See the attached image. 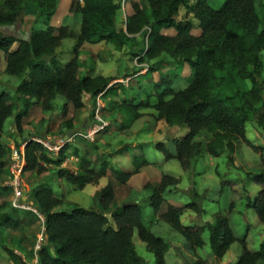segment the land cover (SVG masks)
Here are the masks:
<instances>
[{
    "label": "trees",
    "instance_id": "obj_1",
    "mask_svg": "<svg viewBox=\"0 0 264 264\" xmlns=\"http://www.w3.org/2000/svg\"><path fill=\"white\" fill-rule=\"evenodd\" d=\"M32 1L43 15L44 28L31 31L27 39L0 33L5 72L16 76L27 74V78L17 85L15 98L5 91L0 92V174L8 165L9 149L1 140L6 120L13 118L20 134L22 122L29 117L31 107L39 105L43 113L51 115L54 111L53 101L59 95L65 99L59 112L63 120L61 123L67 130H72V119H64L69 105L79 110L84 106V94L92 98L99 94L107 96L121 86L118 83L109 85L112 78L103 75L80 76L78 58L82 44L98 39L121 47L135 34L142 32H145L146 44L139 61L156 59L150 66V72L157 71L167 57L180 67L186 64L190 71L187 76H180L186 83L182 88L173 86L175 74L160 76L154 82L150 76L155 102L151 103L146 97L136 104L126 101L121 105L131 121L142 116L141 108H153L157 118L169 126L186 128L182 136L172 140L171 147L162 142L155 144L164 160L175 159L182 169L188 170L197 156L209 154L217 157L225 153L228 163H232L231 154L239 142L256 152H264V146L254 145L245 134V123L250 115H255L257 124L264 129V79L261 77L260 57L264 50V2L260 8L257 6L262 0H223L216 9L207 0H194L192 4H189V0H144L149 13L133 1L130 10H126L124 29H116L115 26L119 9L115 0H71V10L80 15L77 30L68 24H51L57 0ZM22 2L0 0V26L15 24L22 18ZM180 5L187 6L197 20L198 34L191 33V22L174 19ZM164 29H172L173 33H165ZM66 38L75 40L72 57L65 63H58L55 49ZM15 43L17 46L12 48ZM244 80L250 82L246 90H242L238 82ZM129 126V122L125 121L121 128ZM21 145L24 159L22 173L34 172L41 176L47 171L45 164H54L56 176L71 183L75 189L97 184L109 169L105 159L100 161V167L94 168L93 161L86 158L85 154L77 156L78 173L61 167L68 149L66 144L60 147L55 159L48 157L44 145L33 138L16 141L17 149ZM131 163L132 168L128 170L111 169L118 183L126 184L133 175L149 165L145 155L137 151ZM261 166V171L251 177L260 190L252 200L247 201V205L254 209L258 220L264 223V159L261 160ZM178 182L175 176L162 174L158 182H147L144 188L151 190L147 201L153 215L184 237L185 244L181 250L186 264L203 262L198 257L189 258L188 254L196 258L195 251L204 242L201 236L204 229L209 231L211 253L217 261L233 242L239 240L241 252L234 264H257L258 261L264 264V242L258 250L252 251L247 247L244 237L238 239L234 235L227 217V212L234 206L233 202L226 213H216L213 222L202 226L181 223L185 210L199 214L203 212L198 202L201 196L196 192H193L190 202L178 206L167 203L162 210L166 203L163 193ZM11 192L10 185L0 187V199ZM31 198L34 209L43 216L47 240L46 244L32 251L36 264H146L132 242L134 230L154 255L155 264H167V242L145 226L139 203L126 201L116 206L111 183L98 191L97 204L90 208L74 206L70 211L54 210L62 200L51 187L43 184L31 190ZM7 204L3 201L0 211ZM26 212L30 213V210ZM33 222L32 217L0 214V226L6 230H21ZM1 246L8 259L15 264H22L12 249Z\"/></svg>",
    "mask_w": 264,
    "mask_h": 264
},
{
    "label": "rangeland",
    "instance_id": "obj_2",
    "mask_svg": "<svg viewBox=\"0 0 264 264\" xmlns=\"http://www.w3.org/2000/svg\"><path fill=\"white\" fill-rule=\"evenodd\" d=\"M115 1L119 5L115 20L116 29H124L126 10H130L131 2H137L143 10H147V3L144 0ZM207 1L215 9L223 3V0ZM193 2L194 0H189V4ZM262 2L264 1L257 3L259 8ZM70 3L71 0H57V6L51 19L52 25L68 24L77 30L80 15L73 13ZM22 7V18L15 24L0 26L1 34L27 39L31 31L44 28L43 15L35 2L23 0ZM146 12L149 13L148 10ZM174 19L176 21L191 22L193 26L191 33H199L198 22L187 6L180 5ZM163 32L172 34L173 30L164 29ZM74 44L75 40L72 38L62 40L60 46L55 49L58 63H65L70 60ZM145 44V32L135 34L121 47L98 39L91 43L85 42L82 44L78 58L80 76L88 74L111 77L112 80L109 85L118 83L121 85L120 88L117 87L115 93L107 96L99 94L92 98L90 95L84 94L82 97L84 106L80 110L76 111L69 105L68 113L64 119H72V116L77 117L76 122L72 120L74 127L72 130H67L61 123L63 120L59 112L65 99L58 95L53 101V113L50 115L43 113L40 108V110L37 109L35 115L38 119L35 118L29 122L27 119L23 121L20 133H33L34 135L47 133L46 136L43 135V138L34 137L33 139L41 141L46 149L47 156L52 159L57 158L60 147L66 144L68 149L65 151L61 164V167L65 169L78 173L79 160L77 156H82L86 150L91 151L89 152L91 155L88 154L86 158H94V156L98 158V163L93 164L94 168L100 167L102 159L110 158V164L108 162L109 169L97 184H87L82 189H75L71 183L56 176L57 168L54 164H45L47 171L39 177L41 181L35 186L43 184L51 187L58 198L62 200L54 210L70 211L74 206L95 207L98 201V191L107 183H111L115 192L114 203L116 206L126 201L139 203L145 226L167 242L166 263L186 264L181 250L185 244L184 237L161 218L153 215L152 208L147 201L151 190L144 188L147 182L156 183L162 174L169 173V175L178 178L179 182L174 186L175 188L171 187L163 193L166 203L162 210H164L167 203L178 206L190 202L193 199V192H196L201 196L198 202L203 212L199 214L191 210H185L181 216V223L183 225L202 226L207 222H213L216 213H226L229 204L233 202L234 206L230 212H227V217L234 235L238 239L244 237L250 250H258L264 242V223L258 220L254 209L247 205V201L252 200L260 190V186L254 183L251 177L261 171V160L264 159V152H256L248 145L239 142L236 145V150L231 154L232 163H228L227 154L225 153L217 157L203 155L194 161L188 170L182 169L175 159L164 160L162 153L155 148V144L162 142L165 146L171 147L172 140L182 136L186 132V128L169 126L164 120L157 118V113L153 108H141L142 116L131 121L121 105L126 101L136 104V102L146 97L150 99L151 103H154L155 96L152 82L158 81L160 76L175 74L173 86L182 88L186 83L180 76H187L190 71L186 64L180 67L170 57H167L165 62L159 65L157 71L150 72V66L156 59L139 61ZM16 46L17 43L12 48ZM260 57L262 62L261 77L264 79V50L261 51ZM150 76L152 82L149 81ZM23 78H27L26 73L16 76L5 72V55L0 50V92L5 91L12 98H15V89ZM238 82L242 90L250 87V82L247 80ZM18 105H21V103ZM9 119L5 122L1 138L2 143L9 149L8 170L10 169L11 149L16 148V133H19L14 129L13 118ZM125 121L129 122L130 126L122 129L121 125ZM66 133H71V135L65 137ZM245 134L254 145L264 146V129L257 124L255 115H250L249 120L245 123ZM77 141H80L83 147ZM119 149L121 151H118ZM136 151L145 155L149 165L143 167L136 176H132L126 184L118 183L112 175L111 169L131 167V159ZM34 175L36 174L34 173ZM11 181L12 177L8 184ZM21 181L23 184L22 176ZM32 187L34 185L32 186V183H30V188ZM22 188V195L27 196L25 205L34 209L35 205L31 198L32 189L27 190L25 184ZM13 190L12 187V200L22 203L21 198L14 197ZM14 208L10 202L4 212L12 217H16V214H22L23 217L34 218L32 224H28L27 227L21 229L29 228L32 230L35 227L37 230L33 248L29 251H22L24 258L21 257L24 263L36 264V257L32 254V251L47 243L42 224L43 216L34 211L36 208L34 210L30 209V213L26 212V210H29L28 208H21L23 211L20 208ZM35 215L37 216L36 219ZM108 217L110 222L113 223L109 215ZM36 220L38 223L35 224ZM29 231H27L26 236H28ZM32 236H34V233H32ZM201 236L204 242L201 247L196 249V258L192 255L190 257L188 254L189 258H200L203 260L200 264H234L236 262L241 252L239 240L233 242L224 256L217 261L211 253L208 229H204ZM7 238L6 229L0 226V264H15L8 259L6 251L1 246H6ZM132 242L137 254L145 260L146 264H155L154 255L146 248L145 243L139 239L136 230H134ZM257 264H261V261H258Z\"/></svg>",
    "mask_w": 264,
    "mask_h": 264
},
{
    "label": "crops",
    "instance_id": "obj_3",
    "mask_svg": "<svg viewBox=\"0 0 264 264\" xmlns=\"http://www.w3.org/2000/svg\"><path fill=\"white\" fill-rule=\"evenodd\" d=\"M104 76V75H103ZM40 107H39V105H34V106H32L31 107V109H30V114H29V117L27 118V121L29 122L30 120H32V119H35L36 118V111H37V109H39ZM40 110V109H39ZM80 110V109H79ZM77 111V110H76ZM76 114H78V113H76ZM75 115V114H74ZM40 117H41V115H40ZM38 119V117L36 118V120ZM76 119H77V117L76 116H72V120H73V122L75 121L76 122ZM9 120H11V118L9 119ZM9 122V121H8ZM14 123V122H13ZM61 124V123H60ZM5 125V124H4ZM14 125V129L15 130H17L16 129V125H15V123L13 124ZM62 126V125H61ZM17 134V138H16V141L17 142H21V139H27V138H34V137H38V138H43L44 136L43 135H47V133H40V134H33V133H16ZM24 134H26V135H24ZM29 135V136H28ZM71 135V133H66V136L65 137H68V136H70ZM27 136V137H26ZM77 143L80 145V146H82V143L80 142V141H77ZM78 145V146H79ZM80 146H79V148H80ZM83 147V146H82ZM89 152H91V151H89V150H86V151H84V153H83V155L85 154L86 156L88 155V154H90ZM91 155V154H90ZM203 155H209V154H202V155H200V156H197V157H195L194 158V161H196L198 158H200L201 156H203ZM210 156V155H209ZM89 159H91L92 161H93V163H98V158H96L95 156H94V158H89ZM8 160H9V158H8V155H7V163H8ZM107 162H109V160H111L110 158H107L106 157V159H105ZM233 162H234V158H233ZM109 164H110V162H109ZM145 167H147V166H145ZM118 169H122V167H117ZM126 168V167H125ZM132 168V166L131 167H128L127 166V168L125 169V170H128V169H131ZM124 169V168H123ZM139 174V173H138ZM167 174H169V173H167ZM137 174H135V175H133V176H136ZM22 177H23V184H25V187H27L26 189L27 190H29V189H33L34 187H35V185L36 184H38L41 180H40V176H36V175H34V172H24L23 174H22ZM10 172H9V170H8V167L6 166V168H5V170H4V172L3 173H1L0 174V187H2V186H5V185H7L8 183H9V181H10ZM30 183H32V186L34 185V187H32V188H30ZM9 185V184H8ZM175 188V187H174ZM27 199V196L26 195H23V197H22V201H23V203H27L25 200ZM3 201H5V202H7V203H10L11 201H12V192L11 193H9L5 198H3V199H0V204L3 202ZM7 207V206H6ZM4 210L5 209H3L2 211H0V214L1 213H5L4 212ZM22 210V209H21ZM23 211V210H22ZM16 217H19V218H22L23 217V215L21 214V215H18V214H16ZM36 223H38L37 222V220H36V222H35V224ZM30 230V231H29ZM27 231H29V233H28V236H26V233H27ZM6 232H7V235H8V238L6 239L7 240V242H6V246L8 247V248H11V249H13V251H14V253H16L20 258H21V260L23 261V259H22V257L24 258V255L22 254V251H29V250H31L32 248H33V245H34V243H35V236H36V233H37V230H36V228L34 227V229H29V228H27V229H24V230H6ZM32 233H34V236H32ZM30 235V236H29ZM22 256V257H21ZM28 264V263H27Z\"/></svg>",
    "mask_w": 264,
    "mask_h": 264
},
{
    "label": "built area",
    "instance_id": "obj_4",
    "mask_svg": "<svg viewBox=\"0 0 264 264\" xmlns=\"http://www.w3.org/2000/svg\"><path fill=\"white\" fill-rule=\"evenodd\" d=\"M41 142V141H39ZM23 145H21L20 149L17 148H12L11 149V157H10V161H9V165H10V175L12 177V181L10 182V186L14 188L13 193H14V197L15 198H21L22 199V190H23V184L21 181V176H22V167L24 164V159H23ZM12 206L16 207V208H28L29 210L33 208L25 205V203L23 204V202H17V200H12L11 201ZM35 212H37L36 210H34ZM33 211V212H34Z\"/></svg>",
    "mask_w": 264,
    "mask_h": 264
},
{
    "label": "water",
    "instance_id": "obj_5",
    "mask_svg": "<svg viewBox=\"0 0 264 264\" xmlns=\"http://www.w3.org/2000/svg\"><path fill=\"white\" fill-rule=\"evenodd\" d=\"M19 259H20V261H21V262H23V261L21 260V258H20V257H19ZM23 264H27V263H24V262H23Z\"/></svg>",
    "mask_w": 264,
    "mask_h": 264
}]
</instances>
